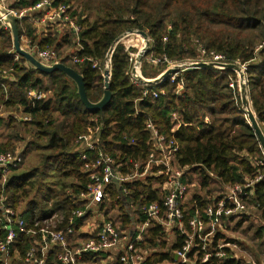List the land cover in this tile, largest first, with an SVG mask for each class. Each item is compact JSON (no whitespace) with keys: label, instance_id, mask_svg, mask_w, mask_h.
Here are the masks:
<instances>
[{"label":"trees","instance_id":"obj_1","mask_svg":"<svg viewBox=\"0 0 264 264\" xmlns=\"http://www.w3.org/2000/svg\"><path fill=\"white\" fill-rule=\"evenodd\" d=\"M41 1L18 0L15 9H29ZM53 5L69 7L68 14L81 27L78 42H74L75 33L68 26L62 35L57 28L40 35L27 18L17 20L20 38H25L30 47L55 50L62 56V63L84 77L92 103L102 99L105 88L101 69L93 68L94 63L102 65L123 34L139 31L150 39L147 55L160 59L166 68L164 59L184 63L201 57L203 50L224 56L227 64L246 66L249 102L258 123L264 125V46L256 52L264 44V0H53ZM77 47V56L85 58L84 63L73 64L68 57ZM129 69V55L124 46L118 45L112 58V100L102 111H89L66 74L43 73L21 56L17 59L12 33L0 29V154L21 151L24 158L5 184L0 181V202L3 200L5 206L23 217L28 228L34 218L60 213V229L66 230L73 219L76 236L87 239L80 229L92 215L77 218L76 213L88 205L83 196L89 178L76 142L90 128L100 127L102 150L112 156L123 174H129L135 164L143 167L149 159L151 132L147 122L152 121L161 135L174 142L175 164L184 171L182 180L188 185V194L180 206L188 230L197 214L208 224L207 209L221 200L228 188L261 178L244 198L247 213L239 219L224 217L223 223L227 230L234 222L240 228L251 221L249 210H253L259 226L250 224L249 231L254 229L252 240L261 241L257 245L262 249L264 154L248 122L236 72H183L174 82L169 77L150 87L159 94L165 91V95L151 100L144 97L143 89L131 83ZM180 83L183 96L177 94ZM32 92L45 98H32ZM89 155L90 162L96 160V154ZM31 157L37 164L29 169L25 166ZM162 182L163 178H159L122 188L112 184L109 200L100 204V212L120 231H129L133 224L145 223L143 205L163 203ZM124 188L128 196H124ZM143 237L139 246L154 251L144 264L173 261L169 250L181 249L186 240L175 230L170 245L168 233L156 223ZM4 238L0 225V241ZM35 239L38 238L19 235L15 249L21 258L34 246ZM220 240L237 243L221 234L215 243ZM53 258L51 255L49 264H55ZM103 258L106 257L86 261L101 264ZM210 264L240 263L213 259Z\"/></svg>","mask_w":264,"mask_h":264},{"label":"built area","instance_id":"obj_2","mask_svg":"<svg viewBox=\"0 0 264 264\" xmlns=\"http://www.w3.org/2000/svg\"><path fill=\"white\" fill-rule=\"evenodd\" d=\"M16 4H18V0H0V7L14 16L16 20L27 18L34 26L42 24L45 27V30L42 31L44 34H47L50 29L61 27V25L65 24L74 31L76 37L74 42H78L81 27L68 14L69 7H55L53 0H42L29 9L18 11L15 9ZM6 18V15L1 12L0 29L3 28L11 32L10 24L6 21ZM136 34L131 31L123 34L113 48L107 52L103 64L100 65L95 62L93 68L101 69L104 80L106 78L110 80L114 51L118 45L124 44L125 50L129 55L130 69L128 75L131 83L135 87L144 90L145 98L158 99L163 94L152 90L144 83L147 79L144 78L141 71V63L138 61L140 54H133L132 51L135 46H127L125 44L126 41L130 40L129 36L134 37L138 35ZM147 43V41L143 40L145 46H147ZM263 46L264 44L260 45L256 52L260 51ZM25 49L44 65L52 66L59 62L62 63V56L55 50H39L30 47L29 44ZM79 51L80 47H77L68 55L73 64L85 62V58L80 59L77 56ZM15 54L18 59L20 55L16 52ZM199 61L184 62L181 63V66L187 67L201 62L227 64L224 56L214 52L207 54L204 50L201 52ZM152 62L157 65L162 61L152 58ZM163 63L168 64L167 70L173 67L174 64L167 59H164ZM243 70L246 72L247 67L244 66ZM170 78L174 82L178 75H171ZM146 86L148 88L144 89ZM178 88L181 90L180 96H183V85L181 83ZM231 88H234L233 84H231ZM30 97L42 99L45 98V95L32 92ZM250 108L253 111L252 107ZM244 110L245 112L247 111L245 108ZM172 118L174 120L178 119L176 114H173ZM248 122L250 123V119H248ZM147 128L151 132L149 159L143 167L135 164L133 172L129 174H123L120 171V166L115 165L112 156L102 150L101 140L98 135L100 127L90 128L88 134L81 139V147L77 148L80 157L86 162L85 172L88 175L89 184L87 193L83 197L89 202V205H87L86 210L78 211L76 217H85L88 213L93 212L90 209L91 206L99 205L107 200L109 198L108 189L112 184L122 188L126 185L140 182L147 184L149 180L163 178L161 185V190L165 195L163 203H151L141 207V213L146 217L145 223L133 224L129 231H120L113 222L105 219L89 234L88 239L79 240L73 228L75 224L73 219H70L69 223L71 226L66 230L60 229L63 225V217L60 213H54L43 219L34 218L32 226L28 228L23 217L12 208L5 206L3 200H1L0 211L2 214L0 216V225H2L5 232V238L0 241V263L49 264L51 255H53L54 260L52 262L55 264H89L86 261L87 258L96 259L103 256L106 258L101 260V264H107V261H119L122 264H144L154 251L144 249L139 244L144 241V232L153 223H156L168 233L170 245H173L175 230H179L186 237L181 249L177 251L169 250L173 261H167L165 264H210L213 259H231L240 264H254L249 263L248 257H242L238 254L242 251H240L237 243L220 240L216 244L215 239L219 234L226 236L227 229L223 223L224 217L239 219L247 213V205L244 198L249 196V192H247L249 188L258 183L261 178L251 183L248 181L244 186L237 185L228 188L224 197L207 209L205 215L208 218V224L205 223L200 214H197L189 223L190 230H188L184 222V211L180 206V202L187 198L188 185L182 180L184 171L177 168L175 164L174 155L176 148L174 147V142L161 135L152 121L147 122ZM261 128L264 132V125ZM91 153L97 156L96 160L90 162L89 154ZM23 162L24 158L21 151L0 154V181L5 184L10 173L19 168ZM123 194L128 196L129 191L124 188ZM19 235L38 238L35 239L34 246L26 252L23 258L19 257L15 249ZM73 244L77 245L73 246ZM174 255L177 256V259H174ZM16 256L20 259L19 263L15 261Z\"/></svg>","mask_w":264,"mask_h":264},{"label":"water","instance_id":"obj_3","mask_svg":"<svg viewBox=\"0 0 264 264\" xmlns=\"http://www.w3.org/2000/svg\"><path fill=\"white\" fill-rule=\"evenodd\" d=\"M4 13L6 15V21L10 24V29L13 37V43H14V50L15 52L20 55L22 58L26 60L30 66H32L34 69L39 70L43 73H53L56 71H61L77 86L78 94L80 96V100L84 107L89 111H102L112 100V93L110 90V81L108 78L104 81V95L102 99L98 103H92L87 95V91L85 88V82L84 77L77 73L73 68L65 65L64 63H56L52 66H47L41 63L39 60L35 58L33 54L28 52L26 49H24L21 45V38L19 34V30L17 27V20L14 16L10 15L5 9L0 7V13ZM135 32L139 35H141L143 38L148 39V36L144 32L139 31H131ZM149 46V42L147 43ZM139 63L141 62V58L138 59ZM179 69L181 68H172L166 70L160 78L156 80H146L144 83L147 86H153L160 84L165 79L169 78L171 75L176 74ZM205 69H211V70H218V71H234L240 76V82H241V97L243 98V105L244 108L247 110V116L250 119V122L255 130L256 136L258 138V141L260 143V147L264 154V132L260 126V124L257 121V118L254 114V112L251 110L250 102L247 98L248 92H247V85L245 84V72L240 66H237L235 64H222V63H196L191 66H187L184 68L183 72H190V71H196V70H205ZM108 75V73H106ZM174 259H177V256L174 255Z\"/></svg>","mask_w":264,"mask_h":264},{"label":"rangeland","instance_id":"obj_4","mask_svg":"<svg viewBox=\"0 0 264 264\" xmlns=\"http://www.w3.org/2000/svg\"><path fill=\"white\" fill-rule=\"evenodd\" d=\"M35 28H36V30H37V33L38 34H40V35H42V34H44V33H42V31H44L45 30V27L41 24L40 26H35ZM1 29H3V28H1ZM57 29H59L60 31H61V34L60 35H62V34H64V32L65 31H67V29H69L65 24L64 25H61V27H57ZM4 30V29H3ZM137 35V34H136ZM138 36V37H137ZM137 36H134V37H132V36H129V38H130V40H128V41H126V45L127 46H130V45H132V46H135V49L132 51V53L134 54H140L139 55V57H138V59L139 58H141V71H142V74H143V76H144V78L145 79H147V80H150V81H152V80H156V79H158V78H160V76L165 72V71H163V70H165V68H166V66H164V65H161V64H154L153 62H152V58L153 57H151V56H148L147 55V53H148V51H149V49H150V39L148 38V39H145V38H143L141 35H137ZM75 39H76V37H75ZM143 40H145V41H147V42H149V46L147 45V46H145L144 44H143ZM141 42V43H140ZM21 45H22V47L25 49V47L28 45V41L25 39V38H23V39H21ZM122 45V44H121ZM122 46H124V44L122 45ZM70 47V46H69ZM72 47V46H71ZM70 47V48H71ZM138 47V48H137ZM137 48V49H136ZM73 51L75 50V48L74 49H72ZM72 51V52H73ZM141 52V53H140ZM200 60V57L198 58V59H195V60H190V61H187V62H200L199 61ZM177 67V68H181V69H179V71L176 73L178 76H180L181 75V73H183V70H184V68L185 67H182L181 66V63H174L173 64V67ZM238 66H240V65H238ZM173 67H171L170 69H172ZM175 67V68H176ZM242 69H243V67H244V65H241L240 66ZM167 69V68H166ZM163 71V72H162ZM244 71V70H243ZM247 72V71H246ZM246 72H245V84L247 85V74H246ZM237 74V73H236ZM238 76H237V82H238V85H239V88H240V91H241V82H240V76H239V74H237ZM105 81V80H104ZM110 81V80H109ZM158 85V84H157ZM155 85H153V86H149V87H154ZM105 87V86H104ZM105 89V88H104ZM247 92H248V90H247ZM161 93L163 94V95H165V91H161ZM177 94L178 95H180L181 94V90L180 89H178L177 88ZM248 94V93H247ZM162 95V96H163ZM49 96H50V94H49ZM247 98H248V100H249V96H247ZM7 115V113H5L4 114V116H6ZM87 134H88V132H87ZM87 134H85L84 136H86ZM84 136H81L79 139H78V141L76 142L77 143V146L78 147H81V145H82V143H81V139H82V137H84ZM33 157H35V155H33ZM28 163L26 164V166L25 167H27V168H33V167H35L36 166V164H37V162L36 161H34V158H29L28 159ZM147 178H149V177H147ZM93 209V212H92V216H93V214L95 213V214H98V213H101L100 212V204L99 205H93V207H90V209ZM253 210H249V214H252L253 216H250L251 217V221L249 222H246V223H244L240 228H238V227H236V222H234V223H232L231 225H229L230 226V229H228V230H226V237H227V239H229V240H236L237 241V244L239 245V247H240V251H242V252H240V253H238L240 256H242V257H244V256H246V257H248L249 258V261L250 260H263L264 261V247H262V249H261V247H259L258 245H259V243H261V241H259V243H257V241H254V240H252V235H253V233H254V229L252 228V229H250V231H249V225L250 224H252L253 226H259V222H258V220L256 219V216L253 214ZM103 215V214H102ZM96 218H98L97 216H95ZM105 217V216H104ZM94 218V217H93ZM91 221H93V220H90L89 222H91ZM87 225V224H86ZM227 227V226H226ZM258 244V245H257ZM20 257V256H19ZM15 261L17 262V263H19L20 262V259L18 258V256H16V259H15ZM258 262V261H257ZM22 264V263H21ZM259 264H261V263H259Z\"/></svg>","mask_w":264,"mask_h":264},{"label":"crops","instance_id":"obj_5","mask_svg":"<svg viewBox=\"0 0 264 264\" xmlns=\"http://www.w3.org/2000/svg\"><path fill=\"white\" fill-rule=\"evenodd\" d=\"M88 205H89V202H88ZM87 207V206H86ZM91 207H93V206H91ZM91 211H93V209L91 208ZM91 215H92V212H91ZM95 216H97L98 218H96ZM94 217V218H93ZM105 219H107L106 217H104V215H102V213H98V214H93V216L91 217V219L90 220H93V221H91V222H87L81 229H80V233L82 234V235H86L87 237H89V234L91 233V232H93L95 229H96V227L99 225V224H101L103 221H105ZM89 220V221H90ZM88 239V238H87ZM79 240H82V239H80L79 238ZM77 244H73V246H76ZM258 261V262H257ZM250 260L249 261V263H254V264H259V263H261V264H264V261L263 260Z\"/></svg>","mask_w":264,"mask_h":264}]
</instances>
